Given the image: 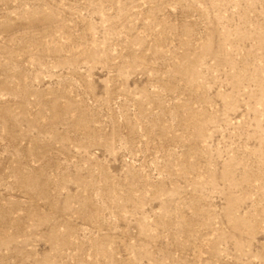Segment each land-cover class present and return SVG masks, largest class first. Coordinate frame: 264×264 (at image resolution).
I'll use <instances>...</instances> for the list:
<instances>
[{
    "label": "rangeland",
    "instance_id": "rangeland-1",
    "mask_svg": "<svg viewBox=\"0 0 264 264\" xmlns=\"http://www.w3.org/2000/svg\"><path fill=\"white\" fill-rule=\"evenodd\" d=\"M0 264H264V0H0Z\"/></svg>",
    "mask_w": 264,
    "mask_h": 264
}]
</instances>
